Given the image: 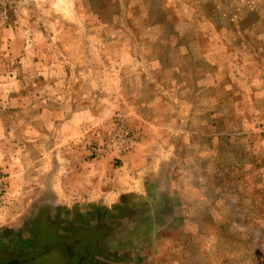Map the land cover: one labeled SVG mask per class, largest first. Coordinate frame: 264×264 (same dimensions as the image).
<instances>
[{
	"label": "clouds",
	"instance_id": "9594fccd",
	"mask_svg": "<svg viewBox=\"0 0 264 264\" xmlns=\"http://www.w3.org/2000/svg\"><path fill=\"white\" fill-rule=\"evenodd\" d=\"M41 215L96 264H257L264 0H0V231Z\"/></svg>",
	"mask_w": 264,
	"mask_h": 264
},
{
	"label": "crops",
	"instance_id": "0c3cea01",
	"mask_svg": "<svg viewBox=\"0 0 264 264\" xmlns=\"http://www.w3.org/2000/svg\"><path fill=\"white\" fill-rule=\"evenodd\" d=\"M49 221H50V219L46 215H41L38 220H34L35 237L37 239H35V241H33L32 243L30 241L29 243L31 245L28 246L27 249L36 245L38 250H39V254H40V253H47L50 250L57 251L58 249L65 246V244L74 243V244H76L75 248H78L77 251L81 250L84 253V256L86 255V252H85L86 246L89 245V247L92 249L91 245L94 242L93 241V238H95L94 236L87 237L85 239L83 234L81 236L78 235L79 232L77 229L72 231L70 234H66V235L65 234H59V233L54 234L51 232L50 225L48 224V223H50ZM13 231H15V230H13ZM25 231L26 230L21 229L19 231H15V234H17V237L20 240H22V239H24ZM75 231L77 232V234H74ZM37 232L40 234L36 235ZM39 236H41V237H39ZM13 237H15V236H13ZM21 243H22V241H21ZM81 247H83V248H81ZM32 254L38 255V253H32ZM88 258H89V255H87V257L85 259H82V261L85 262ZM52 260L55 262V261H58L59 259L57 260V259L53 258Z\"/></svg>",
	"mask_w": 264,
	"mask_h": 264
},
{
	"label": "rangeland",
	"instance_id": "374dc122",
	"mask_svg": "<svg viewBox=\"0 0 264 264\" xmlns=\"http://www.w3.org/2000/svg\"><path fill=\"white\" fill-rule=\"evenodd\" d=\"M97 211V215H102L101 210H96ZM50 219V223H48L50 225L51 228V232L54 234H70L72 231H74L75 229H77L75 223L72 224H65L63 222H61L60 217L57 215L55 217L49 218ZM82 220V218L77 217V222H80ZM39 229V228H38ZM25 236L24 239L20 240L17 237V234H15V231H13V229H7L5 228L3 231H0V249H2V246H5L6 248L8 246H10V244L16 246L17 248H28V246H30L31 244L29 243L31 241V243L33 241H35V239H37L35 237V228H34V221L31 224H26L25 228ZM78 230V229H77ZM40 233L37 232L36 235H39ZM15 236V237H13ZM95 238H99V234H97V236H94ZM94 239V238H93ZM5 241H7V243H5ZM24 244H22L21 243ZM76 251V250H75ZM94 251L95 249H93V252L91 254V256L85 261V264H96V262L94 261ZM101 254L105 255L108 258H116V259H123V257H119V256H115L114 254H108L106 252H104V250H101ZM255 255L257 258V264H264V247H257L255 250ZM83 261H79V264H81Z\"/></svg>",
	"mask_w": 264,
	"mask_h": 264
},
{
	"label": "water",
	"instance_id": "95a60500",
	"mask_svg": "<svg viewBox=\"0 0 264 264\" xmlns=\"http://www.w3.org/2000/svg\"><path fill=\"white\" fill-rule=\"evenodd\" d=\"M99 239V238H98ZM97 238L93 239L92 249L96 247ZM93 251V250H92ZM55 250L40 255L29 256L26 250L7 249L0 251V264H79L76 260L77 255L68 256L65 252L61 253V259L53 261ZM78 252V251H77ZM10 261V262H9ZM82 262L81 264H85Z\"/></svg>",
	"mask_w": 264,
	"mask_h": 264
},
{
	"label": "flooded vegetation",
	"instance_id": "af4514ba",
	"mask_svg": "<svg viewBox=\"0 0 264 264\" xmlns=\"http://www.w3.org/2000/svg\"><path fill=\"white\" fill-rule=\"evenodd\" d=\"M77 231V230H76ZM75 231V233L74 234H77V232ZM78 235H84V238L86 239L87 237H90V236H88V235H86L85 233H83V231H80V230H78ZM39 237H41V236H39ZM92 241V240H91ZM75 245L76 244H74V243H70V244H65V246H63L62 248H60V249H58L56 252H55V254H54V258L55 259H61V253H63V252H65V254H67L68 256H72V255H77L76 256V260H78V261H82V259H85L86 257H87V255H89V257L91 256V254H92V250L93 249H91L90 247H89V245L88 246H86L85 247V252H86V257L84 256V253L81 251V250H79L78 252H77V249L78 248H75ZM92 246V245H91ZM81 248H83V247H81ZM93 248V247H92ZM7 249H16V250H26L28 253H29V256L28 257H30V256H34V254H32V253H38V255H40V254H43V253H40L39 254V250H38V248H37V246L36 245H34V246H32V247H30L29 249H27V248H25V247H22V248H17L16 246H14V245H12V244H10V246H8L7 248L5 247V246H2V249H0V251L1 250H7ZM76 250V251H75ZM32 252V253H31ZM10 262V261H9ZM25 264H27V263H25Z\"/></svg>",
	"mask_w": 264,
	"mask_h": 264
}]
</instances>
